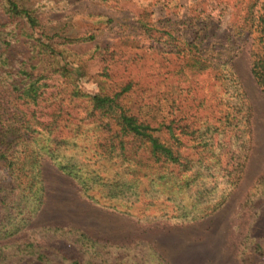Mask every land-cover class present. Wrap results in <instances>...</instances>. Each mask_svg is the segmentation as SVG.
Masks as SVG:
<instances>
[{
  "label": "trees",
  "instance_id": "16d2710c",
  "mask_svg": "<svg viewBox=\"0 0 264 264\" xmlns=\"http://www.w3.org/2000/svg\"><path fill=\"white\" fill-rule=\"evenodd\" d=\"M215 2L225 7L215 14L211 0L204 18V9L184 16L182 30L141 20L150 37L171 39L178 62L176 85L152 102L135 76L111 91L82 88L84 64L70 46L97 35L44 22L59 8L52 0H0V264H172L144 241L136 252L73 224L30 227L46 200V158L84 197L140 221L196 223L223 207L252 150L253 111L233 61L252 39V74L264 90V0ZM107 48L96 43L93 53Z\"/></svg>",
  "mask_w": 264,
  "mask_h": 264
},
{
  "label": "rangeland",
  "instance_id": "374dc122",
  "mask_svg": "<svg viewBox=\"0 0 264 264\" xmlns=\"http://www.w3.org/2000/svg\"><path fill=\"white\" fill-rule=\"evenodd\" d=\"M52 1L59 8L44 12V22L67 23L72 36L88 32L97 35L94 42L70 46L84 64L79 75L82 88L93 94L111 91L135 76L140 81V93L152 102L158 90H165V84L176 85L178 62L173 52L168 54L172 50L171 39L164 36L157 41L150 37L141 20L145 18L151 27L158 22L161 31L169 30L173 24L182 30L184 16L199 14L204 9V18L214 8L209 7L211 0ZM213 3L217 8L215 14L225 7L215 0ZM230 10L225 9L223 17L233 13ZM223 30L218 33L224 35ZM96 43L108 47V54L93 53ZM157 44L161 53L155 48ZM233 63L253 111L252 150L242 180L222 208L196 223L140 221L84 197L78 184L46 158V200L30 227L73 224L109 245L133 248L136 252L143 249L139 243L144 241L172 264H264V90L252 74V39L242 42ZM105 71L108 76L103 75ZM166 76L171 78L166 81ZM206 81L205 89L211 91L212 77L207 75ZM176 90L181 93L177 86ZM127 97L129 101L133 99ZM0 176L4 177L5 172L1 171ZM107 250L110 257L115 255L114 248ZM137 261L142 264L140 257Z\"/></svg>",
  "mask_w": 264,
  "mask_h": 264
}]
</instances>
